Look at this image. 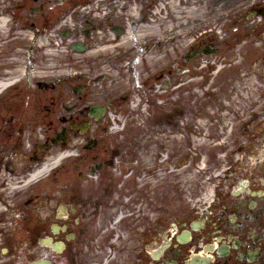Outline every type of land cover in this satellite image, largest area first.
<instances>
[{"label": "flooded vegetation", "instance_id": "obj_1", "mask_svg": "<svg viewBox=\"0 0 264 264\" xmlns=\"http://www.w3.org/2000/svg\"><path fill=\"white\" fill-rule=\"evenodd\" d=\"M174 1L0 0V80L21 81L9 90L7 97L2 96L0 113H5L3 105L6 103V108L8 104L11 106L9 112L20 114L14 107L18 97L22 104L27 103L40 115L31 124L38 123L45 128L44 139L42 145L35 143L31 160L41 161L54 149L68 150L70 147L78 156L70 164L69 171L61 167L53 174V180L59 182V186L47 199L51 203L47 204L45 219L28 239L27 252L7 251L0 255V264H32L42 259L50 264H196V258L201 260L197 264H264V151L262 159L256 160L250 168L233 167V187L217 192L214 205L205 210L199 223L192 221L191 214H182L179 221H174L172 212L167 216L172 219L169 226L172 230L165 231L163 241L159 239L158 218L154 228L142 232L138 239H117L115 233H109L110 226L116 221L132 217L130 209L138 204L135 198L132 207L126 206L125 193L137 190V186L133 188L132 185L138 178L152 177L156 173V170L143 172L142 166L135 172L132 169L111 171L115 164L141 162L142 154L151 152L153 140L164 136L158 130L168 131L165 136L171 139L168 141L171 149L167 158L172 162L176 134L182 135L187 145L192 133L189 118L182 126L174 124L173 117L179 111L174 104L175 91L182 87L189 104L193 83L206 84L210 70L220 65L227 70L226 62L234 59L226 61L229 56H221L215 38L202 30L204 20L218 14L208 6L204 7L205 13L194 18L196 21L192 25L197 26L196 29L192 30V21L187 19L184 30L188 40L184 55L175 57L174 41L167 42L170 51L168 49L159 68L155 64L159 60L156 54L159 46L152 45V40H157L153 34L174 31L173 17L168 20L170 13L174 15L170 5ZM182 1L186 4L183 14H188L189 10L198 12L196 8L201 12L204 3L229 6L227 11L235 20L234 24L241 25L234 30L235 34H241L242 29L244 32L243 22L250 20L251 26L247 27L248 33L244 36L249 41L254 40L255 45L261 36L264 40V0ZM254 19L258 21L254 22ZM78 32L86 34L88 58L73 60L72 67L77 80L83 78L82 72H86V84L81 95H73L74 86L57 89L51 81L47 84L39 80V76L44 74L46 49L71 50L77 45ZM143 36H146L144 40ZM238 42L240 39L236 36L234 44ZM151 52H154V64L143 61ZM205 52H212L213 56L207 57ZM127 64L129 66L125 68ZM255 67L264 68V56L257 63H250V70ZM20 68L23 75L16 76ZM260 77L264 86V75ZM31 78L37 79L35 88L41 95L32 97ZM237 86L245 89L246 82H238L233 87ZM159 88L168 94V117L161 122L157 121L158 97L154 95ZM240 93L238 90L236 97L242 95ZM243 93L249 101L242 99L245 106L238 109V114L245 117L240 119L237 115L233 125L237 155L243 147L250 145L264 148V123H256L258 117L264 121V92L258 98L253 97L252 91ZM135 97L143 98L138 113L144 111L153 122L130 124L135 137L119 143L108 137L110 123L107 119L130 112ZM184 110L187 114L188 109ZM222 110V107L218 109ZM92 113L95 115L91 116ZM242 120L246 122L242 123ZM22 126L24 123L21 124L20 119L14 123L8 112L0 119V130L5 128L6 133ZM58 134H62L61 141L53 147L49 140ZM7 139L5 136L0 147V172L10 169L15 152V148L5 142ZM258 153L259 150H255L250 155L258 156ZM118 187L121 188L118 190ZM118 193L120 201L116 202ZM42 240L51 247H41ZM41 249L45 252L41 253Z\"/></svg>", "mask_w": 264, "mask_h": 264}, {"label": "rangeland", "instance_id": "obj_2", "mask_svg": "<svg viewBox=\"0 0 264 264\" xmlns=\"http://www.w3.org/2000/svg\"><path fill=\"white\" fill-rule=\"evenodd\" d=\"M177 4V3H176ZM178 6V4H177ZM185 5L182 6V3L180 4V8H183ZM196 6V5H195ZM194 6V7H195ZM202 9L201 12H199L200 8L198 9V12H190L188 14H180L181 10L176 7L174 15L170 13L169 19L172 17L175 18L176 21H180L181 17L184 19H194L197 18L198 15L201 13H205V8H208L210 6L212 9H215V11H219L223 13L224 17L217 16L212 20H209V22L206 21V30L216 28V31L221 29L219 34H216V43L220 50L222 51L223 56H231L233 57V49H230L231 46L229 45H223L219 44L220 39L230 41L234 36H239V39L243 40V42H247L244 48L241 50L242 54V63H243V70H240L239 68H235L233 73H225L222 75V78L219 79L217 83V87L214 88L215 84L211 87V81L214 78V76L210 77L208 76L206 80L210 79L207 86H205V89H203V92L205 94V97H201L200 95L202 92L198 91V94H191L190 97V112L189 117L191 120H194L195 117H199V120L202 123V129L205 128L203 131L204 136L203 138H207L209 135L214 136L219 135L220 138L216 139L214 142L212 140L210 141H201L199 143H191L190 148L185 146V144L182 142L183 139H178L181 136L175 137L176 141L174 143V150H175V158L171 162L170 159L167 160L164 165L162 164V167H160L159 171H162L157 176V187L158 191H155L154 198L159 199V193L164 189L162 192V195L164 196V199L166 198V190L168 187L172 184H178L180 187L181 194L185 195V201L187 198H189V202L187 201V206L185 207L188 211H193L197 209L198 205H202L203 207L206 206V203L204 199H210L208 193L210 191L214 190L215 187L219 186L221 183V180H223V175L226 173V169H228L230 166H232V158L231 153H233L234 147L233 140L234 137L231 136V124H234L235 119L232 115H224L221 116L224 119L225 124L227 127L225 130L217 129L220 125V122L218 120L219 116L216 115V109L223 107L228 113H231L229 109H235V102L236 99H234L236 90L233 88V83L231 81L234 80H247L250 79V83L255 80V76L257 74L249 71V64L251 62H257L264 56V40H259L258 43L255 45L254 40L247 41V37L244 38V33L247 31V27L251 26L247 23V21L243 22V25L245 27V31L243 32V29L241 30L242 33H234L232 32L233 28H236L237 26H234L235 20H232L230 17L225 16L229 6L225 7L224 5H209V3L201 4ZM207 6V7H206ZM205 7V8H204ZM196 11V10H195ZM174 22V21H173ZM222 26V28H220ZM219 40V41H218ZM231 43V41H230ZM166 49V48H165ZM163 54V50H162ZM247 54V55H246ZM68 54L64 52L63 58L65 59ZM165 53L163 54V56ZM69 56V55H68ZM74 58H84V55L75 56ZM232 70L235 66L231 64ZM63 68L65 66H62ZM67 69V68H66ZM74 85V84H72ZM240 89V88H239ZM245 89H243L244 91ZM193 93V92H192ZM241 98V96H240ZM160 99V98H159ZM182 99H185L184 97H180V99L176 100V107L181 104ZM233 102V108L230 104ZM159 103H162V100H159ZM167 102L163 105H159V107H164L163 111H167ZM5 113L8 112L10 115V118H13L14 120L21 119L22 121L29 122L34 117L33 112L27 113L32 107L28 105L27 103L21 104L20 100L15 98V109L16 111H19L20 114H14L8 111V109L11 107L8 104V108H6V103L3 105ZM186 106L185 108H187ZM185 108L180 109V113H183ZM161 110H159L160 112ZM4 113V114H5ZM3 113H0V119H2ZM163 117L167 118V114L164 115H158L157 117ZM185 117L187 115L185 114ZM183 116V118H185ZM244 117V116H243ZM148 118V116H147ZM180 116H175V124L178 123L177 119H183ZM145 122H151L146 121L145 115L142 118ZM150 119V118H149ZM246 121V120H244ZM182 122V121H181ZM205 125V126H204ZM201 134V131H199ZM222 132V135L220 134ZM158 133H164V136L162 138H158L154 141V145L150 147V153H143L144 156H149L153 161H155L154 165H157L156 160L154 158L156 157V150L164 148L163 152L161 154H165L168 151L169 144L167 143L166 139V131L158 130ZM30 136V128L27 127L26 129H21L17 131H13V137L11 139V142L15 144L17 147V153L14 155V166H15V179L14 184H18L20 181H24L28 178V176L32 173L23 174L20 173L22 169L28 168L29 165L28 162V149L30 148L31 143L27 140ZM202 136V135H201ZM135 137V131L128 132L124 134L121 138L118 140H124V139H133ZM202 138V139H203ZM116 139V138H115ZM245 139L242 138V141ZM144 150L145 148L142 147ZM215 150V152H214ZM216 154V156L213 157V154ZM188 157L187 165H190V171H188V174L182 175L179 174L181 167H179V164L177 161L181 160L182 157ZM247 163V162H246ZM158 165H161L158 163ZM246 165V164H245ZM168 166V168H166ZM170 166H173L172 168H175V170H172ZM244 167V166H243ZM36 168V167H34ZM33 169V168H32ZM30 169V170H32ZM187 170V169H186ZM164 173V176L161 174ZM168 173L170 177L165 178V174ZM218 173V174H217ZM2 174H5L2 176ZM0 175V193L2 190V181L5 179V177L8 176L7 173L2 172ZM221 174V175H220ZM184 176V180H183ZM12 182V180L9 181V183ZM155 183V180H154ZM156 184V183H155ZM45 185L39 183L38 185H32V186H23V184L19 185V189H16V191H13V193H10L9 195L4 192V194L1 195L0 199L2 203L8 201V204L11 205V208L13 210L8 211L4 216H0V222L1 220H5V224L0 225V250L1 248H9L10 246L13 248L14 252H17V250L26 243L25 239H27V236L30 233V230L28 228H31L36 225L37 219L40 218L41 215L45 213V209L42 208L43 201H41L43 198L42 193H44ZM176 188V186H175ZM184 191V192H183ZM202 196V199L197 200ZM181 197V196H180ZM144 198L148 199V203H150L151 193L147 192L144 194ZM144 199V200H145ZM3 203V204H4ZM3 204H0V209L3 210ZM165 204L166 201L162 203V205H156L153 210L158 212V215L160 217V227L159 232H161L164 228L166 223L162 220L163 214L165 211ZM169 207H172V204H169ZM175 205V211L177 210L178 203L174 202ZM38 206V207H37ZM145 207V206H144ZM179 211H181L179 209ZM166 219V218H165ZM175 219L177 220L178 217L176 216ZM147 226V223L144 224V227ZM9 238L8 240H5V245H3V238ZM23 250V249H22Z\"/></svg>", "mask_w": 264, "mask_h": 264}, {"label": "bare ground", "instance_id": "obj_3", "mask_svg": "<svg viewBox=\"0 0 264 264\" xmlns=\"http://www.w3.org/2000/svg\"><path fill=\"white\" fill-rule=\"evenodd\" d=\"M6 87H7L6 84H0V92L3 91V90H5ZM53 161L54 160H47V162L40 169H38L37 171H35L33 173V175L30 177V179L25 183V185L26 186L31 185L32 183H35L38 180H40L41 178H43L44 175L47 172H49L54 166H56L61 160H57L55 162H53ZM51 162H53V163H51ZM9 185L11 186L12 184H9ZM11 188H13V186ZM206 202H208V201H206Z\"/></svg>", "mask_w": 264, "mask_h": 264}]
</instances>
